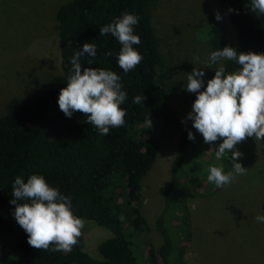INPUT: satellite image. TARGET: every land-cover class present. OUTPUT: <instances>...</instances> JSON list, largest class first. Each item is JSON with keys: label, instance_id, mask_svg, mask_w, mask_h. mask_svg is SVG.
Wrapping results in <instances>:
<instances>
[{"label": "trees", "instance_id": "16d2710c", "mask_svg": "<svg viewBox=\"0 0 264 264\" xmlns=\"http://www.w3.org/2000/svg\"><path fill=\"white\" fill-rule=\"evenodd\" d=\"M222 1L232 10L229 20L235 29L237 52L264 53V16L250 10L251 0ZM158 2L71 0L58 9L62 72L32 94L11 99L5 114L0 116V243L7 241L12 245V253L0 251V264H183L180 258L192 231L186 204L188 194L180 191L176 182L188 175L183 172V164L198 134L193 121L188 120L177 138L173 179L160 191L165 207L156 223L162 238L159 248L147 242V221L142 214V181L155 164L165 128L175 121L166 89L167 63L153 25ZM124 13L139 17L134 34L141 43L133 47L144 57L127 74L118 65L122 46L117 38L111 33L99 34L102 27ZM204 34L214 51L228 46L224 31L216 25H209ZM85 43H94L98 51L95 58L88 54L81 57L82 69L116 72L121 77L122 90L127 93L121 105L127 111L125 125L111 128L107 136L88 123L87 116L74 112L68 118L58 105L60 91L67 87L71 58ZM109 50L112 55L105 57ZM89 59L94 62L89 64ZM222 66L226 74L240 68L231 60H225ZM214 75L215 70L203 78L201 91ZM136 96H145L144 104H135ZM196 96L193 93L192 105ZM189 131L194 134V141L188 139ZM232 164L231 153H226L225 173L233 170ZM33 174L44 176L50 186L69 197L75 215L111 233L99 246L100 258L85 250L83 235L70 252L43 251L28 244L27 233L14 218L16 206L10 201L14 199L15 178L20 176L27 182ZM177 213L182 220L178 225L173 223ZM138 246L141 248L137 249Z\"/></svg>", "mask_w": 264, "mask_h": 264}, {"label": "rangeland", "instance_id": "374dc122", "mask_svg": "<svg viewBox=\"0 0 264 264\" xmlns=\"http://www.w3.org/2000/svg\"><path fill=\"white\" fill-rule=\"evenodd\" d=\"M70 1L0 0V116L5 114L11 99L32 94L62 72L56 14ZM217 13L222 17L219 21ZM229 15L230 9L222 0H159L153 11V25L161 40L169 73L166 89L175 113L174 123L165 128L155 164L142 181L145 236L155 248L162 245L156 227L165 207V197L160 191L173 179L177 138L192 110L193 93L186 91L187 75L197 68L206 76L225 61L210 66L209 57L214 50L204 34L209 25L223 30L227 45L236 48V33ZM222 142L207 144L198 132L183 164V172L188 175L176 182L180 191L188 194L186 204L192 231L180 261L183 264H264V223L255 219L264 215V140L249 137L236 146L243 153L236 162L247 173L217 188L207 176L210 167H224V157L215 158V150ZM173 223H182L180 213ZM111 236L107 230L87 222L83 229L85 250L100 258L99 246ZM0 251L12 253L11 243L1 242Z\"/></svg>", "mask_w": 264, "mask_h": 264}, {"label": "clouds", "instance_id": "9594fccd", "mask_svg": "<svg viewBox=\"0 0 264 264\" xmlns=\"http://www.w3.org/2000/svg\"><path fill=\"white\" fill-rule=\"evenodd\" d=\"M250 10L264 16V0H251ZM216 19H222L219 13ZM138 22L137 15L124 13L99 31L100 35L111 33L122 46L118 65L125 74L144 59L133 47L141 43L140 37L134 34V26ZM97 51L94 43H85L82 50L74 52L67 87L61 89L58 105L68 118L74 112L87 116L88 123L107 136L111 128L125 125L127 111L121 105L127 93L122 90L121 77L116 72L103 68L82 69L81 57L88 54L95 58ZM104 55L111 56V50ZM222 60L235 61L240 68L227 74L224 66L217 68L203 91L205 73L194 68L187 75L186 86V91L197 93L187 119L193 121V127L203 136L205 143L223 140L215 150L216 160L231 153L232 171L225 173L222 166L209 168L207 180L217 188H223L234 182L236 176L247 173V169L236 162L243 156L236 146L249 137L264 140V53H238L233 47L226 46L210 54V66ZM93 62V59L88 61L89 64ZM144 100L145 96H136L133 102L141 104ZM147 123L150 127L151 120L148 119ZM188 139L195 140L191 131L188 132ZM12 195L14 199L10 202L16 206L14 218L27 233L31 247L70 252L78 244L87 222L74 214L71 199L50 186L44 176L33 174L27 182L17 176L12 185ZM255 219L264 223V215Z\"/></svg>", "mask_w": 264, "mask_h": 264}]
</instances>
